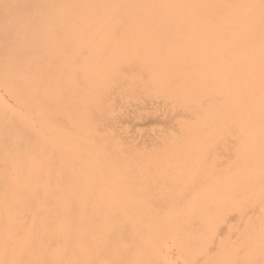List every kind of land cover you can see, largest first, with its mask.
<instances>
[{
    "label": "rangeland",
    "instance_id": "374dc122",
    "mask_svg": "<svg viewBox=\"0 0 264 264\" xmlns=\"http://www.w3.org/2000/svg\"><path fill=\"white\" fill-rule=\"evenodd\" d=\"M29 1L0 0V264H264V0H126L123 25L117 0ZM31 47L26 89L4 51ZM106 101L98 141L82 123ZM107 136L158 164L184 158L182 183H55L47 160L87 180L80 151ZM24 167L44 174L26 182ZM39 181L70 193L49 200L63 215L41 212ZM122 190L150 196L114 201Z\"/></svg>",
    "mask_w": 264,
    "mask_h": 264
},
{
    "label": "bare ground",
    "instance_id": "6f19581e",
    "mask_svg": "<svg viewBox=\"0 0 264 264\" xmlns=\"http://www.w3.org/2000/svg\"><path fill=\"white\" fill-rule=\"evenodd\" d=\"M8 1V0H7ZM40 1V4H39ZM170 0V4H171ZM44 2V3H43ZM73 3V0H31L28 2L29 7L39 8L42 4H48L54 8L64 9L70 11L69 6ZM97 6L100 4V1H96ZM102 5V4H101ZM125 10V11H124ZM131 7L126 4V0H117V5L111 12L112 16L117 17L121 20V25L126 24V21L123 19L126 13H129ZM207 16L209 18H217V10H212L211 12H207ZM8 18V17H7ZM18 21L23 18L21 15H18ZM220 26L223 29H227L225 27L224 22H220ZM9 27L5 28L4 31H0V37L8 32ZM223 36L222 44L219 46V49L226 51L228 47V42L230 40L231 31H226V34L221 31L219 33ZM13 41V40H12ZM34 48H26L24 50L25 60L18 61L16 55L8 49L5 50V56L7 60L8 67L10 69H14L15 75L21 73L24 70L26 73L30 65H28V61H31L35 65V61L30 59V54L33 52ZM23 58V57H22ZM21 59V58H20ZM27 61V62H26ZM26 64L27 67L26 68ZM29 74V73H28ZM31 80L29 81V78ZM39 77L35 74V69L32 75L28 76L27 79L24 80V86L26 89L29 87L35 88L39 85ZM111 83L106 87V83L104 84V89L111 90L112 93L118 89V80L115 78ZM7 91L10 95H13L15 102L24 108L27 111H31L36 107V93L27 92L22 87H14L11 85H7ZM47 100V99H46ZM102 100V96L98 99V101ZM48 102V100H47ZM54 105V103H52ZM110 106L108 101L104 102L99 106H91L87 112L85 113L87 117V122H83V129H90V133L95 134L97 136L98 141H100V137L97 133L100 134L103 131L101 130L102 123H98L96 121V116L99 115L101 117H105L107 115ZM101 130V131H100ZM111 137L107 136L103 143H97L96 141H91L90 149L88 152L81 149V155L86 159L88 166L87 170V180L82 178L80 180L77 177L75 167L70 164V161L65 158V163L62 164L58 162L57 168L53 169L49 165V160H47V165L50 167L49 175L54 177L55 183H182L183 178L185 176V170H183V160L184 158H175L173 160L164 159L163 162L158 164V159L154 157V155H148L145 153L139 154L136 152H128L123 149L120 145H113V142L110 144ZM184 154V151L181 152ZM178 163V165H176ZM22 173H25L26 182L32 181L34 178H37V174L43 175L44 172L41 169L24 167L21 169ZM42 183V184H41ZM43 181H39L37 183L38 191L37 196L41 198L43 206L41 208L42 213H56L58 211L59 214L63 215L65 211H62L61 208L54 207L49 200L55 195L58 194V202L63 201L70 193L67 194L65 189L62 190L57 188L54 184H51L47 190V197L41 191L43 189ZM63 186V185H62ZM136 193H128L122 190L120 193L115 195L114 201L118 202H132L137 199H142L144 196L149 197V195L145 193H141L140 195L135 196ZM159 192H156L157 196ZM52 201V200H51ZM53 202V201H52ZM57 202V201H56ZM164 221L166 222V217L162 216ZM2 237L0 235V250ZM45 250V249H43ZM46 253V250L44 251ZM2 251H0V259L2 256ZM33 264H38V259L35 257ZM52 264H57L56 262H52Z\"/></svg>",
    "mask_w": 264,
    "mask_h": 264
}]
</instances>
